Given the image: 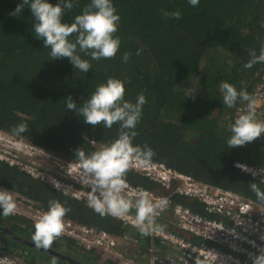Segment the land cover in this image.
<instances>
[{"label": "trees", "instance_id": "16d2710c", "mask_svg": "<svg viewBox=\"0 0 264 264\" xmlns=\"http://www.w3.org/2000/svg\"><path fill=\"white\" fill-rule=\"evenodd\" d=\"M22 2L0 0V129L62 159H78L75 150L81 147L86 155L100 150L118 137L119 125L109 129L84 123L82 116L67 109L66 98L71 96L81 107L100 84L117 78L125 83V99L135 102L141 93L147 99L134 145L147 144L155 152L153 160L261 203L250 183L262 190L264 183L235 162L264 167V134L244 146L228 148L229 125L244 113L245 104L223 105L219 86L226 81L237 90L246 87L254 96L264 63L250 69L244 64L250 50L258 53L264 43V0H200L196 7L188 0H112L121 17L116 33L120 49L114 58L99 61L81 54L92 64L87 73L75 69L68 58L51 59L50 49L34 34L30 8L25 6L19 16L10 15ZM48 2L55 5L60 0ZM73 2L79 7L67 10L62 23L73 22L91 0ZM162 9L179 10L182 19H164ZM137 50H142L140 55ZM125 52L131 53L126 63ZM259 117L260 109L257 119L264 120ZM20 123H26L29 130L16 135L13 129ZM126 179L165 193L160 184L134 167ZM0 186L45 209L50 200H59L71 209L65 217L110 236L131 235L142 247L147 245L148 239L135 229L111 216H100L85 199L52 187L3 157ZM172 200L203 212L196 199L173 195ZM0 226H8L21 238L32 240L35 233L32 219L17 212L4 216L2 208ZM187 237L197 241L192 234ZM78 247L70 237H58L49 247L76 258L71 261L0 230V264H118L113 257L101 259L98 253L76 254L73 251Z\"/></svg>", "mask_w": 264, "mask_h": 264}, {"label": "clouds", "instance_id": "9594fccd", "mask_svg": "<svg viewBox=\"0 0 264 264\" xmlns=\"http://www.w3.org/2000/svg\"><path fill=\"white\" fill-rule=\"evenodd\" d=\"M188 2L196 7L200 0ZM25 6L30 8L35 21L34 34L43 40L45 48L50 49L52 60L68 58L75 69L87 73L92 64L90 60L83 59L81 54L89 56L93 61H99L102 58H114L120 49L121 39L116 33L121 17L117 14L112 0H91L82 14L77 15L71 23H62V17L67 10L79 7L73 0H60L55 5L48 0H23L10 15H21ZM161 13L164 19H182L179 10L170 12L162 9ZM141 51L137 50L136 55H140ZM130 56L131 53L125 52L123 62H128ZM249 56L244 68L250 69L257 63H264V43H261L258 53L255 49L250 50ZM219 88L226 107L234 108L238 101L245 104L244 113L229 125L231 136L227 140L228 148L244 146L264 134V120L257 119L258 102L246 87L237 90L233 84L222 81ZM125 95V83L117 78H108L81 107H77V102L71 96L66 98L67 109L82 116L84 123L94 127L102 124L109 129L114 124L119 125L118 137L111 144L88 155L81 147L75 150V156L83 169L84 182L91 188L88 195L89 207L102 217L111 215L116 218L125 217L135 208L134 226L141 234L151 236L163 231V226L156 223V217L167 207L168 200L159 198L154 201L147 191H141L135 201L123 195L127 187L126 174L133 164L148 167L155 155L154 150L147 144H133L138 134L136 126L142 117L143 106L147 103L146 96L141 93L135 102H131L125 99ZM28 130L26 123H20L13 132L20 135ZM237 166L254 177L264 175V168L251 170L243 165ZM261 183H264V179ZM250 189L257 200L264 203V190L255 182L250 183ZM0 208L3 209L4 216L16 211L17 204L11 191L0 189ZM70 211L59 200L49 201V210L35 223L32 240L37 247L48 248L54 239L63 237L64 217ZM251 259L252 264H264V251Z\"/></svg>", "mask_w": 264, "mask_h": 264}, {"label": "built area", "instance_id": "2783aa9c", "mask_svg": "<svg viewBox=\"0 0 264 264\" xmlns=\"http://www.w3.org/2000/svg\"><path fill=\"white\" fill-rule=\"evenodd\" d=\"M254 97L258 102L257 110L260 109V117H262L264 116V75L256 85ZM0 137L4 140L3 136ZM6 141L8 146L12 140L6 139ZM28 146L42 150L38 146L31 144ZM8 149L9 147L4 148L0 152L3 156L0 157L46 181L52 187L85 199L88 203L91 188L84 182L79 159H62L42 150L54 157L53 161L59 165L58 171L50 172L35 165V161L24 160L20 154L12 153ZM235 165H243L251 170L264 168L238 161ZM133 166L160 184L165 193L134 185L126 179L127 187L123 195L135 201L141 191H147L154 201L166 198L167 207L156 217V223L163 226V231L153 233L151 236L141 234L134 226L135 208L123 218L105 216L115 218L148 239L147 245L143 246L146 260L142 261V264H252L251 258L264 251V204L245 197L235 190L195 178L162 161L152 159L148 167H142L138 163H134ZM247 173L251 175L250 172ZM255 177L264 179V175ZM173 195L196 199L201 203L203 212L194 211L181 202H174ZM15 200L18 201L19 197ZM23 203L33 208L29 219L32 218L34 222L49 210L37 206L33 201L25 200ZM64 220L65 230L61 236L74 239L80 246L93 248L109 242L110 235L105 230H96L67 217H64ZM187 234L194 235L197 241L187 237ZM115 259L118 264H135L136 260L133 255Z\"/></svg>", "mask_w": 264, "mask_h": 264}, {"label": "rangeland", "instance_id": "374dc122", "mask_svg": "<svg viewBox=\"0 0 264 264\" xmlns=\"http://www.w3.org/2000/svg\"><path fill=\"white\" fill-rule=\"evenodd\" d=\"M0 136H3V139H4L2 140L0 137V152H2L4 148L9 147L8 151L12 153L16 152L20 154V156H22L24 160L29 161L31 159L35 161V165L42 167L43 169L45 168L52 169L51 172L58 171L57 168L59 167V165L55 161H52L54 160L53 159L54 157L52 158L51 156H49L42 150H36L34 148H31L30 146H28L29 143L26 142L24 139L18 136L12 135L11 133H8L2 129H0ZM6 139L12 140L11 143L8 144V146L6 145L7 144ZM28 155H30L31 158ZM0 156H3V155H0ZM0 189H6V188L0 186ZM12 193H13L14 199L18 197L16 196L17 193L15 192H12ZM25 200H28V199L23 196L19 197L18 201L15 200L17 204L16 211L29 218V216H32L31 213L33 212V208L25 206L23 203ZM134 240H135L134 237H132L131 235L110 236L108 243H103L101 245L94 246L93 248L82 247L79 245V248H77L79 251L76 250L73 252L76 254H78V252H81V253L88 252L89 254L92 253L91 255H95L98 253L100 254L101 259H104L107 257H115V258L120 257L121 258L122 256L132 257L133 255L136 258L135 264L136 263L142 264V261L144 260V256H143L144 254L141 253L142 242L141 241L136 242Z\"/></svg>", "mask_w": 264, "mask_h": 264}, {"label": "flooded vegetation", "instance_id": "af4514ba", "mask_svg": "<svg viewBox=\"0 0 264 264\" xmlns=\"http://www.w3.org/2000/svg\"><path fill=\"white\" fill-rule=\"evenodd\" d=\"M15 212H17V211H15ZM18 214H20L19 212H17ZM22 215V214H21ZM36 223V222H35ZM0 227H3L6 231H4L6 234H8V235H10V236H13L14 238H17L16 236H14V234H15V232L14 231H12L8 226H0ZM17 228H19V227H17ZM16 235V234H15ZM18 236V235H17ZM21 238V237H20ZM17 239H19V238H17ZM22 239V242H24V243H26L27 245H34V246H36V244H35V242H33V240H31V239H28V238H21ZM20 240V239H19ZM138 242H140V241H138ZM41 249H44V250H46V251H49L50 253H55L56 252V254H58V255H60V257H62V258H68L69 260H71V261H75L76 260V258L75 257H71V256H69V255H67V254H65V253H61L60 251H58L57 249H55V250H53V249H51V248H43V247H40ZM79 248V247H78ZM53 250V251H52ZM55 251V252H54ZM81 254V252H78V254ZM141 253L142 254H144L143 256H144V260L143 261H145L146 260V254L143 252V247H142V251H141ZM75 256V255H74Z\"/></svg>", "mask_w": 264, "mask_h": 264}, {"label": "water", "instance_id": "95a60500", "mask_svg": "<svg viewBox=\"0 0 264 264\" xmlns=\"http://www.w3.org/2000/svg\"><path fill=\"white\" fill-rule=\"evenodd\" d=\"M0 230L3 231V232L6 231L3 227H0ZM14 236H16L17 238L21 239L19 236L15 235V234H14ZM21 240H22V239H21ZM52 251H53V250H52ZM54 252H55V251H54ZM55 253H56V252H55Z\"/></svg>", "mask_w": 264, "mask_h": 264}]
</instances>
